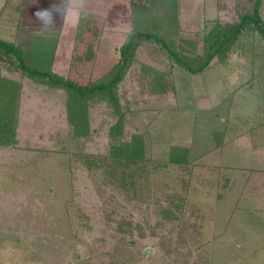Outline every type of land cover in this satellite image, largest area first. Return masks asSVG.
<instances>
[{
    "label": "rangeland",
    "instance_id": "374dc122",
    "mask_svg": "<svg viewBox=\"0 0 264 264\" xmlns=\"http://www.w3.org/2000/svg\"><path fill=\"white\" fill-rule=\"evenodd\" d=\"M92 1L85 0L89 15L78 27L56 20L51 60L52 43L27 17L42 4L0 0V12H11L23 33L6 41L29 63L79 83L103 76L141 17L131 15L133 0ZM194 1L179 0L174 9L167 3V22L143 26L164 28L182 52L202 53L209 26L236 22L254 2ZM134 56L117 85L124 121L115 140L140 132L145 149L141 159L119 160L109 154L118 114L108 101L87 100L90 129L76 135L65 90L18 74L0 53L17 106V142L0 144V264H264V181L251 170L264 146L248 138L264 126V36L246 25L227 55L198 75L153 40ZM173 145L188 149L184 161H169ZM217 161L226 163L218 176Z\"/></svg>",
    "mask_w": 264,
    "mask_h": 264
},
{
    "label": "trees",
    "instance_id": "16d2710c",
    "mask_svg": "<svg viewBox=\"0 0 264 264\" xmlns=\"http://www.w3.org/2000/svg\"><path fill=\"white\" fill-rule=\"evenodd\" d=\"M178 2L179 0H148L138 3L134 0L131 1V15L135 17L140 14L141 20L138 23H135L137 19L134 20L133 26L118 47V59L109 71L103 76L86 83H79L53 69H46L29 63L25 60L22 49L1 38L0 53L6 54L15 62V67L19 70L18 74H24L35 82L65 90L67 94V119L73 133L76 135H86L90 129L87 100L92 97H99L108 101L113 111L118 114L117 120L110 126L109 130L110 136L113 137L110 142L109 154L119 160L141 159L145 149L142 133H133L129 140H115L122 130L124 121L117 85L132 63L136 49L141 42L143 40L157 42L174 64L198 75L202 74L215 59H223L227 55L246 25L251 24L255 30L260 31L264 36V21L258 10L260 0H254L252 12L242 13L236 22H217L208 27L203 36L205 48L202 53L189 54L182 52L174 46L172 41L166 39L163 34L164 28L160 30L162 33H159L158 29H153L150 25V28L149 26H146L147 28L143 26L150 20L158 21V18H160L161 24L167 22L168 19H165V14L169 10L168 5L174 9V7H177ZM158 9L164 10L161 15L153 12ZM141 13H143V16ZM157 15H160V17H157ZM1 72L2 70H0V144H16L17 106L16 104L14 107L12 106V97L9 92L12 88V86L9 88L10 79H6ZM187 150V148L181 146H171L168 156L169 161H184L187 157Z\"/></svg>",
    "mask_w": 264,
    "mask_h": 264
},
{
    "label": "crops",
    "instance_id": "0c3cea01",
    "mask_svg": "<svg viewBox=\"0 0 264 264\" xmlns=\"http://www.w3.org/2000/svg\"><path fill=\"white\" fill-rule=\"evenodd\" d=\"M87 1H89V0H87ZM91 1V0H90ZM94 1V0H93ZM92 1V2H93ZM110 3H114V2H116L117 0H108ZM181 1H185V0H181ZM194 1V0H193ZM203 0H195L194 1V3L196 4V5H200L199 3L200 2H202ZM32 2H33V0H32ZM59 2V0H35V3H38V4H42V5H44L47 9H48V7L49 6H47V5H50L51 3H52V5L54 4V3H58ZM198 3V4H197ZM42 5L40 6V8L42 7ZM253 5H254V2H253ZM39 8V9H40ZM43 9H45L44 7H42ZM258 10H259V13H260V16H261V18H262V20L264 21V0H260V2H259V6H258ZM93 11H96V10H93ZM97 12H99V11H96L95 13H97ZM192 12L195 14H199L200 12H202V9L200 10V9H198V7L197 6H193L192 7ZM209 13H211V15H213V10L211 9V12L209 11V12H207V15L209 16L210 14ZM8 15H12V13L11 12H0V38L1 39H3V40H6V39H8L7 37H9V38H11L13 35H17V38H16V40L17 41H20V39H22V38H18V35H20L21 36V33L22 32H20V29H17V26H15L14 24H13V22H10L11 21V19L13 18V16H8ZM16 15V14H15ZM22 15V14H21ZM27 17H29V19H30V22L32 23H36L37 25L36 26H38V27H40V22L37 20V18H36V16L34 15V13L33 14H31V15H28ZM22 18L23 17H21L20 16V19L22 20ZM58 18H60L59 17V15H56L55 16V26L57 25V22H56V20L58 19ZM61 19V18H60ZM61 21H62V19H61ZM62 23H63V21H62ZM64 24V26H65V23H63ZM71 28V27H70ZM15 29H17L18 30V33H17V30H15ZM55 29H56V27L52 30V31H50V32H48V33H43V34H45V35H42V34H38L40 37L41 36H46V38H48L49 40L47 41V42H51L52 43V45H51V49H52V53H51V60L53 59V57H54V50H55V41H54V34H55V32H57V30L55 31ZM22 31V30H21ZM32 32L31 33H34L35 31H36V33H38V31H39V28L38 29H36L34 32H33V30H31ZM64 32H65V29L63 28V30H62V34H64ZM23 34V33H22ZM36 35V34H35ZM38 35H36V36H38ZM41 39V38H40ZM10 41H14L15 39H13V38H11V39H9ZM54 48V49H53ZM23 56H24V54H23ZM4 71H7V70H4ZM1 73H3V72H1ZM15 77H16V75H15ZM10 78H11V76H10ZM253 84L254 85H256L257 86V84H256V81H254L253 82ZM252 85V84H251ZM46 86V85H45ZM50 88V86H47V89H49ZM258 123H262V125H264V115L263 114H260V116H258ZM19 122H20V115H19V120H18V124H19ZM264 126H262V128H260L259 130H255V132L253 133L252 131H250V132H248L249 131V127L247 128V132L249 133V136H248V138H249V140H250V142L252 143V146H257V147H261V146H264V128H263ZM263 129V130H262ZM228 139V137L226 138V140ZM226 140H225V142L222 144V147H220L221 149H222V152H223V150L225 149V146H226ZM2 149V150H1ZM0 157H1V154H3L4 152H6V149L5 148H0ZM221 156V155H220ZM260 160H262V162H263V164H261L260 163ZM253 163L255 164L252 168H251V170H255L256 172L258 171V174L260 175V179L261 180H263L264 181V157H260L259 159H258V163H256L255 161H253ZM224 164H226V163H223V162H221L220 163V161H217V162H215V165H214V171H215V173L217 174V176H218V173L219 172H221L220 170H221V167H224ZM261 164V165H260ZM243 168H248V167H246V166H244ZM234 172V171H233ZM254 171H249V172H247V173H253ZM226 177H228V176H226ZM229 178V177H228ZM257 179H258V177H256ZM232 180H234L233 182H232V184H231V186H234V184H235V177H233V179ZM231 186H229L228 187V190H232V187Z\"/></svg>",
    "mask_w": 264,
    "mask_h": 264
},
{
    "label": "clouds",
    "instance_id": "9594fccd",
    "mask_svg": "<svg viewBox=\"0 0 264 264\" xmlns=\"http://www.w3.org/2000/svg\"><path fill=\"white\" fill-rule=\"evenodd\" d=\"M86 7L85 0H59L48 9H34V15L40 22V33H48L55 28L56 15L60 16L63 23H68L71 27H78L81 20L86 19L89 15Z\"/></svg>",
    "mask_w": 264,
    "mask_h": 264
},
{
    "label": "water",
    "instance_id": "95a60500",
    "mask_svg": "<svg viewBox=\"0 0 264 264\" xmlns=\"http://www.w3.org/2000/svg\"><path fill=\"white\" fill-rule=\"evenodd\" d=\"M149 250L147 249L146 252H148Z\"/></svg>",
    "mask_w": 264,
    "mask_h": 264
}]
</instances>
